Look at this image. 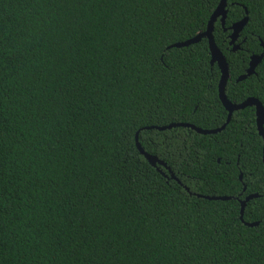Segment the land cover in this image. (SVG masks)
Masks as SVG:
<instances>
[{
	"label": "trees",
	"instance_id": "1",
	"mask_svg": "<svg viewBox=\"0 0 264 264\" xmlns=\"http://www.w3.org/2000/svg\"><path fill=\"white\" fill-rule=\"evenodd\" d=\"M218 3L0 0V264H264L255 109L225 124L206 38L168 48ZM225 10L213 25L225 96L264 108V53L237 81L264 50V0ZM172 123L225 127L146 129ZM137 131L176 180L138 152Z\"/></svg>",
	"mask_w": 264,
	"mask_h": 264
},
{
	"label": "water",
	"instance_id": "2",
	"mask_svg": "<svg viewBox=\"0 0 264 264\" xmlns=\"http://www.w3.org/2000/svg\"><path fill=\"white\" fill-rule=\"evenodd\" d=\"M225 7H226V0H219L217 8L215 9V11L210 16L208 23H207V26H206V29L203 32L196 34L194 37H192L186 41L174 43V44L170 45L168 48L186 47V46H189L191 44L197 43L202 38L207 39L210 58H211L210 61L212 64L216 63V65L218 66L219 71H220V79H219V83H218V97H219V100H220L222 106L227 111V119H226L225 124L228 123V121H229V119H230V117L234 111L244 109L245 107H248V106L254 107L255 116H256L257 131H258V134L261 136L262 141H263L262 162H263V166H264V129H263L264 108H263L262 104L256 98H252V97H249L240 103H233V102H230L226 98L225 93H224L225 85H226L227 80H228V66H227L225 57L223 56L222 52L217 48V46L214 42L213 25H214L215 21L217 20V18L220 17L221 25L224 26V21H225V17H226ZM246 22H247V17H244L242 20L234 23L231 26V30H232V33L230 35L231 43H233V40L236 39L238 33L242 30V28L244 27ZM237 48H238L237 45L234 46L233 51L236 50ZM263 53H264V50L261 54L252 55L250 57L249 66L246 70V73L244 75L239 76L237 78V81L243 80L247 76L253 74L256 65L261 61V59L263 57ZM225 124L219 128L212 129V130L201 129V128H198L192 124H188V123H172V124H169L166 126L147 127L146 129H156L158 131H163L165 129H171L173 127H183V128H189L198 134L208 135V134H215L217 132H220L225 127ZM138 133H139V131H137L135 134V146H136L138 152L148 161V163L151 166L157 168V165H158V166H162V167L166 168L170 177L172 179L176 180V178L174 177L171 170L166 166V164L163 161L159 160L156 156L148 154L147 152L144 151V149L140 146V144L138 142ZM196 196L204 198V199H208V200H226V199H228L227 197H215V196L210 197V196H201V195H196ZM253 197H256V195L255 194L248 195L244 200H242L240 202V204H241L240 218L241 219H242V213H243V208H244L245 203L248 200L252 199ZM257 224H258L257 222L245 223V225L249 226V227L256 226Z\"/></svg>",
	"mask_w": 264,
	"mask_h": 264
}]
</instances>
